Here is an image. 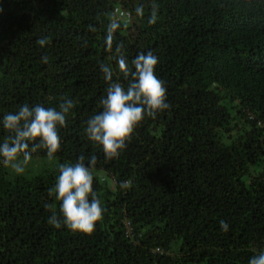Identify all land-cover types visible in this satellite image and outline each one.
Instances as JSON below:
<instances>
[{
  "label": "trees",
  "instance_id": "trees-1",
  "mask_svg": "<svg viewBox=\"0 0 264 264\" xmlns=\"http://www.w3.org/2000/svg\"><path fill=\"white\" fill-rule=\"evenodd\" d=\"M154 2L153 25L152 0H0V144L4 115L74 102L54 168L9 177L0 158V264H249L264 252V0ZM115 7L129 19L113 52L122 42L131 63L152 51L171 107L109 161L85 129L106 96L100 64L127 84L105 44ZM92 155L104 218L87 235L63 226L48 193L60 164ZM53 212L60 229L48 223Z\"/></svg>",
  "mask_w": 264,
  "mask_h": 264
},
{
  "label": "clouds",
  "instance_id": "clouds-1",
  "mask_svg": "<svg viewBox=\"0 0 264 264\" xmlns=\"http://www.w3.org/2000/svg\"><path fill=\"white\" fill-rule=\"evenodd\" d=\"M158 9L159 6L152 0L149 24L154 25L157 22ZM135 13L137 17H143L144 6L136 7ZM120 20L123 19H119L112 11L105 44L107 51L113 53L118 72L127 84L113 79L114 70L110 65L100 64L103 78L108 85L106 96L100 101L102 110L87 121L85 129L87 137L102 147L105 159L109 161L119 159L127 144L132 141L137 128L142 126L146 118L155 119L158 114L171 107L167 102L164 81L155 74L159 61L152 51L137 54L131 63L124 54L122 42L115 44L113 52L114 33L121 27ZM124 27H127L126 23ZM89 30L96 29L89 25ZM47 42V38L37 41L41 47ZM42 62L47 64L49 57L43 56ZM73 107L74 102L71 100L60 103L59 110L41 104L35 106L25 104L18 112L4 115L3 128L9 135L0 144L3 165L16 174H23L25 166L32 159V154L38 149L46 150L48 160H53L61 148L59 131L67 126L66 117ZM84 161L85 157L80 156L75 164H60L57 182L48 194L55 195V199L60 201L63 226L73 232L91 235L96 230L97 222L103 220L104 209L93 188L94 177L91 167L95 166L96 157L92 155L88 158L87 164ZM119 187L130 189L131 183L122 181ZM44 207L51 209L53 205L46 203ZM48 223L56 229L62 227L61 220L55 212L49 217ZM220 226L225 232L229 230V225L223 220ZM249 264H264V252L252 257Z\"/></svg>",
  "mask_w": 264,
  "mask_h": 264
},
{
  "label": "rangeland",
  "instance_id": "rangeland-1",
  "mask_svg": "<svg viewBox=\"0 0 264 264\" xmlns=\"http://www.w3.org/2000/svg\"><path fill=\"white\" fill-rule=\"evenodd\" d=\"M55 165L56 163L54 158L53 160L49 161L47 157H32L31 161L25 166V172L23 174H18V175L31 176L33 174L54 168ZM4 168L9 177H12L14 174H16L8 167L4 166ZM96 174L100 175L101 177H104L105 178L104 182L106 184H109V178L106 177L102 171H96Z\"/></svg>",
  "mask_w": 264,
  "mask_h": 264
},
{
  "label": "built area",
  "instance_id": "built-area-1",
  "mask_svg": "<svg viewBox=\"0 0 264 264\" xmlns=\"http://www.w3.org/2000/svg\"><path fill=\"white\" fill-rule=\"evenodd\" d=\"M113 14L117 15L119 17V19H123V20H127L128 16H129L126 11H123V10L118 9V8L113 9Z\"/></svg>",
  "mask_w": 264,
  "mask_h": 264
}]
</instances>
